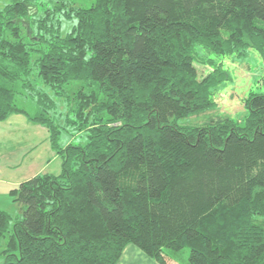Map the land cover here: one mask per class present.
<instances>
[{
    "label": "trees",
    "instance_id": "obj_1",
    "mask_svg": "<svg viewBox=\"0 0 264 264\" xmlns=\"http://www.w3.org/2000/svg\"><path fill=\"white\" fill-rule=\"evenodd\" d=\"M250 50L264 57V0L3 4L0 121L47 127L62 165L11 190L23 215L0 264H118L128 244L159 264L185 248L190 264H264V93L243 125L178 123L215 108L223 59ZM69 127L87 142L61 145Z\"/></svg>",
    "mask_w": 264,
    "mask_h": 264
},
{
    "label": "rangeland",
    "instance_id": "obj_2",
    "mask_svg": "<svg viewBox=\"0 0 264 264\" xmlns=\"http://www.w3.org/2000/svg\"><path fill=\"white\" fill-rule=\"evenodd\" d=\"M43 3L52 5L56 0H40ZM76 7L90 8L95 0H70ZM9 0H0V7H3ZM40 5V4H38ZM76 22L74 19H63L61 32L63 35L70 32ZM225 68L229 71L228 81H226L215 96L216 106L212 110H208L199 115H194L188 118L179 119L178 123L181 125L201 126L211 122L213 119L219 117H228L243 125L245 117L248 114L246 107V99L252 94L264 93V57L256 50H250L247 56L240 57H226L223 59ZM201 76L206 75L211 69L203 64H198ZM23 105V103H22ZM26 107V106H22ZM66 105L61 104V110L66 112ZM68 109V107H67ZM69 109L67 110V112ZM67 112L62 118L67 116ZM73 118V116H72ZM60 144L72 143L74 145L85 144L87 142V134L85 132H75L72 127L68 131H63L59 136ZM10 214L9 230L5 236L0 238V263L6 260V252L12 229L14 224L21 219L23 215V207L14 199L7 207H4ZM256 222L264 227V217H255ZM17 253V250L13 251ZM178 261L181 264H190L188 248L183 249Z\"/></svg>",
    "mask_w": 264,
    "mask_h": 264
},
{
    "label": "crops",
    "instance_id": "obj_3",
    "mask_svg": "<svg viewBox=\"0 0 264 264\" xmlns=\"http://www.w3.org/2000/svg\"><path fill=\"white\" fill-rule=\"evenodd\" d=\"M61 165L47 127L30 121L23 114H12L0 121V209L6 211L4 207L12 202L13 188L38 175H59ZM181 254L171 255L178 260ZM118 264L159 263L136 245L128 244Z\"/></svg>",
    "mask_w": 264,
    "mask_h": 264
}]
</instances>
